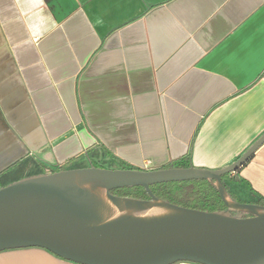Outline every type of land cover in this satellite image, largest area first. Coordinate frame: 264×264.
Wrapping results in <instances>:
<instances>
[{
    "label": "crops",
    "instance_id": "obj_1",
    "mask_svg": "<svg viewBox=\"0 0 264 264\" xmlns=\"http://www.w3.org/2000/svg\"><path fill=\"white\" fill-rule=\"evenodd\" d=\"M262 134L264 0H0V186L50 166L219 169ZM238 172L264 198V144ZM0 264L79 263L26 247Z\"/></svg>",
    "mask_w": 264,
    "mask_h": 264
},
{
    "label": "water",
    "instance_id": "obj_2",
    "mask_svg": "<svg viewBox=\"0 0 264 264\" xmlns=\"http://www.w3.org/2000/svg\"><path fill=\"white\" fill-rule=\"evenodd\" d=\"M263 144L264 134L219 169L91 164L0 186V251L40 247L79 264H264V205L236 201L222 179ZM200 179L216 187L226 208L186 207L151 190L155 184ZM135 186L150 198L111 192Z\"/></svg>",
    "mask_w": 264,
    "mask_h": 264
},
{
    "label": "trees",
    "instance_id": "obj_3",
    "mask_svg": "<svg viewBox=\"0 0 264 264\" xmlns=\"http://www.w3.org/2000/svg\"><path fill=\"white\" fill-rule=\"evenodd\" d=\"M192 166L188 158H183L181 161L173 164L170 167H190ZM19 168H22L20 165ZM120 168H132L126 164H120ZM240 169V168H239ZM238 169V170H239ZM50 170H52L50 168ZM231 172L223 176V182L226 185L228 191L232 197L239 202L259 203L264 205V198L254 195L250 191L249 194L245 193L240 185L244 183V180L240 176V172ZM55 171V170H53ZM40 172L37 174H41ZM36 175V174H34ZM31 176V175H27ZM26 177L22 173H16L11 176L3 186ZM153 193L162 199L168 200L172 203H176L186 207H192L202 210H221L226 208L224 202L221 199L219 191L208 180H187L180 182H166L155 184L151 186ZM114 194L122 196H130L135 198L149 199V194L142 186L118 188L111 191ZM253 194V196H252Z\"/></svg>",
    "mask_w": 264,
    "mask_h": 264
},
{
    "label": "flooded vegetation",
    "instance_id": "obj_4",
    "mask_svg": "<svg viewBox=\"0 0 264 264\" xmlns=\"http://www.w3.org/2000/svg\"><path fill=\"white\" fill-rule=\"evenodd\" d=\"M52 167H53V168H52ZM50 168H51L52 170H49L48 172H54L53 170L57 171V170L62 169V168H60L59 166H50ZM241 215H242V216H248V215H250V214H248V213H242Z\"/></svg>",
    "mask_w": 264,
    "mask_h": 264
},
{
    "label": "rangeland",
    "instance_id": "obj_5",
    "mask_svg": "<svg viewBox=\"0 0 264 264\" xmlns=\"http://www.w3.org/2000/svg\"><path fill=\"white\" fill-rule=\"evenodd\" d=\"M111 165H112V164H108V165H106V167H107V168H111Z\"/></svg>",
    "mask_w": 264,
    "mask_h": 264
},
{
    "label": "built area",
    "instance_id": "obj_6",
    "mask_svg": "<svg viewBox=\"0 0 264 264\" xmlns=\"http://www.w3.org/2000/svg\"><path fill=\"white\" fill-rule=\"evenodd\" d=\"M53 168V167H52Z\"/></svg>",
    "mask_w": 264,
    "mask_h": 264
}]
</instances>
